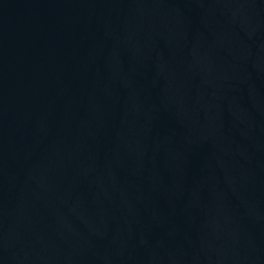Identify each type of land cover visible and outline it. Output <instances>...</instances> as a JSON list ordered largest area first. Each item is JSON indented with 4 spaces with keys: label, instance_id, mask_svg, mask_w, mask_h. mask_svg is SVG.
<instances>
[{
    "label": "water",
    "instance_id": "1",
    "mask_svg": "<svg viewBox=\"0 0 264 264\" xmlns=\"http://www.w3.org/2000/svg\"><path fill=\"white\" fill-rule=\"evenodd\" d=\"M0 264H264V0H0Z\"/></svg>",
    "mask_w": 264,
    "mask_h": 264
}]
</instances>
